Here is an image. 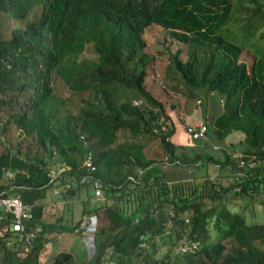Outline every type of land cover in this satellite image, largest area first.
I'll return each mask as SVG.
<instances>
[{
  "label": "trees",
  "instance_id": "16d2710c",
  "mask_svg": "<svg viewBox=\"0 0 264 264\" xmlns=\"http://www.w3.org/2000/svg\"><path fill=\"white\" fill-rule=\"evenodd\" d=\"M1 18L13 26L0 38V196L31 205L25 226L41 232L30 244L17 241L9 217L0 216V264H40L55 226L42 222V201L56 195L53 188L74 196L92 179L104 198L81 211L97 222L87 264H264L257 246H264V223L248 225L226 205L264 198V49L248 66L239 59L245 42L238 44L264 27V2L0 0ZM233 23L239 28L229 29ZM152 25L186 46L184 61L178 50L169 60L187 93L202 100L206 141L170 140L175 126L146 85L151 60L143 36ZM87 47L94 56H84ZM55 79L68 96L56 91ZM234 132L244 139L223 148V159L201 150ZM145 136L158 140L162 159L146 158ZM89 155L95 171L84 165ZM210 165L233 173L232 180L221 185L184 172ZM7 171L16 172L13 180ZM78 222L65 231L74 233ZM182 239L197 249L176 254ZM47 264L78 262L61 250Z\"/></svg>",
  "mask_w": 264,
  "mask_h": 264
},
{
  "label": "rangeland",
  "instance_id": "374dc122",
  "mask_svg": "<svg viewBox=\"0 0 264 264\" xmlns=\"http://www.w3.org/2000/svg\"><path fill=\"white\" fill-rule=\"evenodd\" d=\"M264 0H236V4L240 5L243 4L245 7L248 8H256L261 3H263ZM10 26L6 27V24L4 23L3 18L0 19V38H5L9 35V31L11 30ZM238 29L239 25L236 23H233L229 26V29ZM243 35V33H239V36ZM144 40L146 41V53L148 54V57L150 58L151 62L147 66L146 70L148 72L146 77V85L149 91L153 94L154 97H156L165 107V114L169 116L171 119L168 122L178 123V125H182V128L187 126L188 124L193 125L199 122H203L202 119V100L194 98L193 96H190L187 92V89L185 88L183 81L180 77V75L175 71V68L171 66L169 55L174 53L176 50L179 51V59L185 60V48L186 46L176 40H173L169 36V32L161 29L160 27L156 25H152L149 28L145 30L144 33ZM241 40H238V44H241L244 41V50L242 52V55L240 56V60L242 62H245L248 66L252 63L254 54L256 55L257 51H262L264 49V27L258 29L255 31L251 37H249L248 40L244 38H239ZM85 57H92L94 56L91 47H87L86 52L84 54ZM54 81V87L58 93L68 96V91H66L65 88L61 87V83L55 79ZM131 97L134 102H139V98L134 92H131ZM200 100V101H199ZM201 102V103H200ZM210 110L209 106L206 108V117L209 116ZM2 117V118H1ZM5 119L4 115L0 116V120ZM3 123V122H2ZM207 124V123H205ZM179 131V130H178ZM180 133H183L180 132ZM238 134V135H236ZM242 133H231L229 137V145L225 146V149L229 150L231 144H238L242 140V136L240 135ZM235 135V136H234ZM184 136V135H183ZM128 138V135H122L120 136V141L125 140ZM146 138H143L142 141L145 144V153L146 158L148 159H154V160H160L162 159V152L159 148V143L156 138L153 136H145ZM181 138V135L179 134L178 138H173L175 143H178L179 139ZM206 138V137H205ZM210 144L217 145L222 147V143L217 141L215 138H211ZM2 150V146H0V152ZM201 150L207 151L210 154H212L215 158L223 159L224 153L221 150H211V146L208 147H201ZM239 153L235 151L232 155L233 160H235V155ZM237 160V159H236ZM165 171H169V168L167 167L163 168ZM167 171V172H168ZM188 177H196L197 180L203 179L206 175H209V180L216 184L221 185H227L229 181H231L233 177V173H231L228 170L219 169L212 167L210 165L209 167L200 168V169H194V168H188L184 171ZM94 191L92 190V187L89 183L88 187L86 188H80L77 190L74 196H67L66 199H72L75 200V203L73 204L71 208V221H76L74 224H76L78 221L82 220L84 217H87L88 220L85 222L86 228L83 231V233L78 234H63L58 236H53L49 238L48 243H46V249L41 255L40 261L42 263H48V261L51 259L55 253H57L59 250H73L76 253V257L79 261V264H86L91 259V253H92V233L94 232V229L96 228L95 225V218L93 215L90 216H84L81 217V206L84 204L83 200H86V202H89V205L93 207L96 202H99V199L102 200L104 198V192L101 190V196L97 197L95 195L92 196V193ZM91 196H88V195ZM59 196L57 193L55 196H53L50 193V200L54 197ZM82 199V200H81ZM91 199V200H90ZM100 200V201H101ZM83 203V204H82ZM91 203V204H90ZM99 204V203H98ZM227 207L234 211V212H243L246 223L248 225L253 224H263L264 223V198L258 197L253 202L246 203L244 200H240L239 202H231L226 204ZM62 208L61 204H51L49 206V209L54 210H60ZM50 211L49 213H52ZM53 215V213H52ZM104 223V218L101 215L99 217V226L102 227ZM74 224H70V226H73ZM97 224V222H96ZM77 226V225H76ZM75 226V227H76ZM1 233V232H0ZM94 242V240H93ZM257 246L264 250V246L260 243H257ZM81 250V251H80Z\"/></svg>",
  "mask_w": 264,
  "mask_h": 264
},
{
  "label": "built area",
  "instance_id": "2783aa9c",
  "mask_svg": "<svg viewBox=\"0 0 264 264\" xmlns=\"http://www.w3.org/2000/svg\"><path fill=\"white\" fill-rule=\"evenodd\" d=\"M141 102H134L133 105L139 106ZM185 133L190 136L194 140H202L205 138V133L207 131V125L203 122H199L193 125H187L184 127ZM235 158L239 160L240 166L243 165L242 162V154L237 153L235 155ZM84 165L89 168L90 171H95V168L92 166L91 162V155H89L84 162ZM67 169V168H66ZM16 172L13 171H7L5 173V176L8 180H13L15 178ZM53 178H55L59 172H52L51 173ZM86 179L83 178L82 181ZM90 185L92 187V190L94 191V195L97 197L101 196V182L97 179H92L90 181ZM70 189V185H65V190ZM53 194H57L59 191L56 188L52 189ZM103 199V198H102ZM33 208L31 205L24 204L19 196H0V214H4L9 217L10 224H9V231L14 233L18 238L17 241H23L26 244H30L32 242V239L35 235L39 234L41 232V228H27L25 226L26 222H30L33 218ZM170 217L173 215L172 212L169 211ZM88 220L87 217H84L82 220H80L77 224V226L74 228V234L83 233L82 230L86 228L85 222ZM187 222V221H186ZM170 227V224L168 225ZM94 233V232H93ZM180 246L176 248L175 253L179 252H185L189 249V251H193L197 249L198 244H193L190 248L185 245V239H182L179 242ZM94 245V242L92 240V246ZM186 247H185V246ZM103 264H107L104 262Z\"/></svg>",
  "mask_w": 264,
  "mask_h": 264
},
{
  "label": "crops",
  "instance_id": "0c3cea01",
  "mask_svg": "<svg viewBox=\"0 0 264 264\" xmlns=\"http://www.w3.org/2000/svg\"><path fill=\"white\" fill-rule=\"evenodd\" d=\"M188 125H190V124H188ZM174 126H175V134L173 135V137L170 139L173 143H175L174 142V140H173V138L175 137V138H178V136H179V134L181 135V138L179 139V141H178V143H175L176 145H184V146H188L189 144H188V138H187V134L186 133H180V132H182V131H184V128H182V125H178V123H174ZM183 129V130H182ZM179 130V131H178ZM235 133H238V132H235ZM184 135V136H183ZM236 135H238V134H236ZM243 138H242V140L244 139V135L243 134H240ZM235 136V135H234ZM229 137H230V135H228L227 136V138L224 140V143H223V145H222V147H220V146H217V145H213V144H211V150H221V151H223V148H225V146H227V145H229L228 143H229ZM205 139V140H204ZM204 139H202L203 141H206L207 139L206 138H204ZM241 140V141H242ZM215 168H218V167H216L215 166ZM54 170H52V172H53ZM88 196H91L90 194L88 195ZM48 200H50V198H48V199H45V201H42L43 202V204H44V208H43V210H42V222H45V223H51V224H55V226L53 227V228H51V231H53V233H52V236H58V235H63V234H67V232L65 231L66 230V228L68 227H70V228H72L73 226H70V224H71V222H72V224H74L76 221H71V219H70V216H71V208H72V206H73V204L75 203V200H72V199H66V197L65 198H62V197H59V196H57V197H54L52 200H51V202H49ZM82 200V199H81ZM91 200V199H90ZM101 199H99V202H96L95 203V205H97L98 203H100L101 201H100ZM90 202V201H89ZM89 202H86V200H83V205L81 206V210L80 211H82L83 210V208H85L84 206L85 205H89ZM50 203L51 204H61L62 205V208L60 209V210H54V211H52V210H50L49 209V206H50ZM91 204V203H90ZM95 205H93V206H95ZM89 208H92V206L91 205H89ZM50 211H52V213H53V215H52V213H49ZM4 214H0V216H3ZM87 216V215H86ZM81 217H83L82 216V214H81ZM38 226H36V227H34V228H37ZM38 228H40V227H38ZM31 229V228H30ZM95 230H96V228H95ZM69 233V232H68ZM69 234H73L74 235V233H69ZM50 236V235H49ZM93 240H94V238H93V233H92V237H91ZM47 243H48V241H47ZM45 249H46V244H45V248H44V251H45ZM64 250H66V249H64ZM43 251V252H44ZM59 251H61V250H59ZM58 251V252H59ZM67 251H70V252H72L73 254H74V256H75V258H76V260H77V262H78V264H79V261H78V259H77V257H76V253L73 251V250H67ZM81 251V250H80ZM57 252V253H58ZM93 253H94V245L92 246V253H91V258H92V256H93ZM42 255V254H41ZM40 259H41V256H40ZM40 261V260H39ZM50 261V260H49ZM48 261V262H49ZM90 261V258H89V260H88V262ZM87 262V263H88ZM86 263V264H87ZM40 264H45V263H42L41 261H40ZM47 264V263H46Z\"/></svg>",
  "mask_w": 264,
  "mask_h": 264
}]
</instances>
